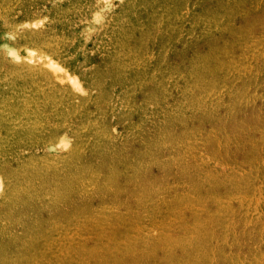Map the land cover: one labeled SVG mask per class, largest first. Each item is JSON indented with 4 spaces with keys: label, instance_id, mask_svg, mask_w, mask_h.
I'll return each mask as SVG.
<instances>
[{
    "label": "rangeland",
    "instance_id": "1",
    "mask_svg": "<svg viewBox=\"0 0 264 264\" xmlns=\"http://www.w3.org/2000/svg\"><path fill=\"white\" fill-rule=\"evenodd\" d=\"M0 182V264H264V0H0Z\"/></svg>",
    "mask_w": 264,
    "mask_h": 264
},
{
    "label": "bare ground",
    "instance_id": "2",
    "mask_svg": "<svg viewBox=\"0 0 264 264\" xmlns=\"http://www.w3.org/2000/svg\"><path fill=\"white\" fill-rule=\"evenodd\" d=\"M32 58H34L33 56H29V59H31L32 60ZM47 59V58H46ZM56 62V61H55ZM55 62H53L52 60H50V59H48V60H46V64L47 65H49L51 68H53V69H58V67H57V65L55 64ZM66 73V72H65ZM68 74V73H67ZM65 76V75H64ZM69 77V76H68ZM66 78V77H65ZM69 80H70V78H69ZM74 83H77V81H75L74 79L72 80ZM79 88V87H78ZM67 141H65V139H63V138H61V139H59L58 140V143H60V145H62V146H66L67 145V143H66ZM0 185H1V182H0Z\"/></svg>",
    "mask_w": 264,
    "mask_h": 264
}]
</instances>
